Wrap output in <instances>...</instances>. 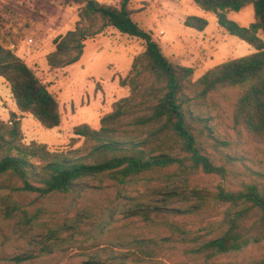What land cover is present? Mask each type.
I'll return each instance as SVG.
<instances>
[{"label":"trees","instance_id":"trees-1","mask_svg":"<svg viewBox=\"0 0 264 264\" xmlns=\"http://www.w3.org/2000/svg\"><path fill=\"white\" fill-rule=\"evenodd\" d=\"M62 1L78 4L79 21L84 23L54 39V50L47 55L51 67L77 62L85 41L109 27L140 39L145 49L121 81L130 88L129 95L114 103L97 130L86 124L74 128L85 138L84 148L58 152L44 143L25 144L19 120L0 119V213L5 219L18 214L22 218L16 223L20 233L12 228L3 245L14 234L26 244L8 258L10 263L57 264L62 248L76 244L85 258L64 264H161L158 258L171 237L148 236L141 227L159 223L177 228L172 217L197 216L204 222L213 203L221 205V215L207 222L211 234L197 241L191 252H204L210 260L264 242V40L258 36L264 35V0H192L213 12L229 35L255 49L194 80L193 68L170 61L159 39L135 21L129 0L120 6L98 0ZM247 6L254 13L249 26L226 17L228 11ZM186 24L202 30L207 23L192 16ZM0 76L20 111L48 129L61 124L55 96L26 61L1 43ZM228 91L235 96L227 110L220 98L230 103ZM220 128L245 136L254 144L253 154L230 151L233 143ZM210 177L242 180L237 189L221 183L211 189L202 185ZM15 192L37 198L74 193V198L89 201H82L73 217L56 216L45 207L28 215L15 203ZM35 225L39 232L32 236ZM92 248L96 250L85 253ZM246 264H264V253Z\"/></svg>","mask_w":264,"mask_h":264},{"label":"rangeland","instance_id":"rangeland-1","mask_svg":"<svg viewBox=\"0 0 264 264\" xmlns=\"http://www.w3.org/2000/svg\"><path fill=\"white\" fill-rule=\"evenodd\" d=\"M98 1L116 6H120L122 2ZM78 8V4L65 3L62 0H0V43L26 61L59 104L61 124L54 128H45L31 114L17 108L9 84L0 76V119L6 123H10L12 119L19 120L22 142L25 144L32 141L44 143L49 150L58 152L84 148L87 142L84 137L74 133V128L86 124L97 130L100 119L112 111L114 103L130 93V88L121 81L131 74L133 60L144 51L145 45L140 39L116 28L109 27L103 33L87 39L77 62L57 68L48 64L47 55L54 50V39L74 29L77 23H84L79 21ZM128 8L133 11L135 21L159 39L162 51L170 61L193 68L192 80L229 59L249 55L255 50L246 42L229 35L219 25L213 12L203 10L192 0H129ZM192 16L206 20L204 29L186 24L187 18ZM226 17L241 26H249L254 20L253 8L247 6L240 11H228ZM258 36L264 40L261 32ZM234 96L232 91H228L230 103L220 98L227 110L231 107ZM220 133L226 134L232 141L230 151L253 154L254 144L245 141V136H238L229 130L225 132L224 128H220ZM255 168L261 171L262 166L256 165ZM241 180L240 177L227 181L210 177L203 180L202 185L213 189L221 183L237 189L240 188ZM158 182L162 183L163 178ZM73 194L37 198L34 194L15 192L13 199L28 215L37 208L45 207L56 216L73 217L77 206L82 201L83 204L89 201L81 196L74 198ZM220 209V204L213 203L210 210L212 213L207 215L204 222H200L197 216L172 217L170 222L175 223L177 228L149 223L141 229L148 236L171 237L165 254L158 258L161 264H246L262 255L264 242L251 244L239 252L216 255L210 260L205 259L204 252L190 251V248L197 246V241L209 237L211 229L207 227V222H215L221 215ZM20 217L18 214V217L5 219L0 213V264H11L8 258L26 248L24 238L16 235L21 231L16 227L17 221L22 219ZM136 224L142 226L145 223ZM12 228H18L17 233L3 245V237H11ZM87 228V225H82L83 230ZM36 232H39L37 225L30 234L33 236ZM195 235H198L196 241L193 240ZM62 249L63 257L57 264L73 263L85 258L82 256L83 250L76 244ZM94 250L96 248L91 251L87 249L85 253L89 254Z\"/></svg>","mask_w":264,"mask_h":264}]
</instances>
